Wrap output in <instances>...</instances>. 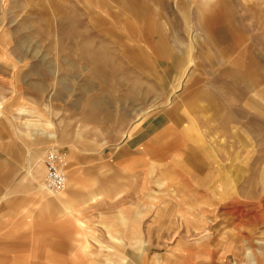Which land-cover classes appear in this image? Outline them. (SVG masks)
<instances>
[{"label":"rangeland","instance_id":"obj_1","mask_svg":"<svg viewBox=\"0 0 264 264\" xmlns=\"http://www.w3.org/2000/svg\"><path fill=\"white\" fill-rule=\"evenodd\" d=\"M101 1L0 0V264H264V247L257 244L264 241V139L250 129L264 130V85L251 90L256 102L242 104L245 116L230 124L231 132L212 134L220 126L212 119L188 139L141 150L169 126L186 80L166 104L119 99L136 78L135 91L144 93L152 77L138 70L123 82L130 69L112 33L130 48L135 34L155 55L150 15L171 11L169 18L182 21L180 33L188 38L178 5L193 0ZM245 1L264 14V3ZM92 4L115 7L104 18L107 30L95 29L86 17ZM244 24L264 69V48L255 42L262 31L264 41V27L251 18ZM133 49L144 63V50ZM225 91L233 94L230 85ZM199 104L207 107L205 100ZM222 106L227 118L238 115L232 97ZM144 114L146 132L130 138ZM30 120L51 122L54 139L29 130ZM50 149L66 161L68 188L58 195L41 188Z\"/></svg>","mask_w":264,"mask_h":264},{"label":"crops","instance_id":"obj_2","mask_svg":"<svg viewBox=\"0 0 264 264\" xmlns=\"http://www.w3.org/2000/svg\"><path fill=\"white\" fill-rule=\"evenodd\" d=\"M109 1L110 4L117 2V0ZM258 1L264 3V0ZM89 3H92V1H89ZM95 3L99 4L103 2L101 0H95ZM244 3L246 4L243 5L241 0H200L198 6L200 13L194 5V0L190 4L178 5V9L182 13L186 23L185 31L188 38H185L180 33L182 31V21L176 18L174 14L173 17L169 18L170 15L168 13H171V11L157 14L152 13L148 18V22L151 25V21H154L155 25L151 27V31H148V36H150L153 44L156 43L159 45L158 49L152 47L155 55L158 56L157 58L150 48L144 47L145 44L143 42L135 41L138 38H134L136 36L134 33V36H130L131 39L129 40L132 43V48L122 38L112 33L116 37V43L120 45L121 53L125 56L121 62L124 67L130 69L123 75V78H125L123 82L126 81V78L133 71L136 72L138 70H149L152 77L150 83L148 82L149 84L144 88V93H137L135 91L136 85L140 84L139 78H136L124 95L119 96V99L160 98V101L166 104V96L170 97L172 94L181 90L183 82L186 80V87L179 103H174V111L167 116L169 126L166 125L163 127L161 132L150 139L149 145L145 144L141 146V150L150 152L153 145H159V143H165L169 140H177L183 137L188 139L190 131L193 129H199V131L206 130L212 124V119H215L220 125L219 130L214 131L212 134L229 133L231 132L230 124L241 123V118L245 116L244 111L246 109L242 104L244 102L248 103L249 100L256 102L255 99H257L258 94L255 97L252 95L253 93L249 83L251 81V75L253 74L255 79L260 80L259 83L264 85V69L261 64L263 57L257 56L254 44H248L244 22L251 18L255 26L262 30L264 27V14L258 11L256 6H250L246 1ZM104 4L107 5L108 3ZM94 6L92 4L90 8L88 7L84 10L85 15H87L86 17L89 21L93 22L92 25L95 29L101 31L105 28L107 30L103 26L107 23V20L104 18L113 16L111 10L115 7L108 6V10L105 8L106 6L104 9L99 5ZM98 21L100 22L98 23ZM118 33H120L119 36L122 35V32ZM261 33L256 36L255 42L264 48V41L260 38ZM217 34L220 39L225 41L224 48H221L218 44L216 39ZM122 36L126 37L124 34ZM201 36L205 37L204 41L200 39ZM169 38H172L173 44L170 43ZM133 48L144 50L147 55L144 63H141L142 57L135 53ZM172 52H177V55L173 56V59L169 58ZM123 65H117V67L123 68ZM177 68L180 71L178 76ZM208 69L211 72H208ZM172 73L175 83L168 90L167 82L171 78ZM117 74L118 72L116 71ZM228 85H230L233 92L230 97L227 91H225ZM217 86H219V92L215 90ZM222 88L224 89L223 91L221 90ZM202 92H206L208 96L204 93L202 94ZM249 95H252L251 97L253 98H249ZM231 97L240 104L238 112H236L238 115L232 114V116L235 115L232 119L227 118L222 106V101L227 98L230 99ZM201 100H205V104H207L205 109L199 107ZM213 102L217 105V108L214 110ZM234 110L236 109L229 110V113ZM145 116L146 118H144L141 127L133 129L130 138H133L138 133L137 131H145L144 125L148 121L149 115L144 114ZM250 129L255 134H262L263 138L261 140L264 139V130H261L259 126L258 128L250 126ZM146 130L149 131L150 128ZM134 142L135 140L132 143L130 142V145H133ZM198 143L201 144V152H206V146L202 144L201 139ZM126 153L127 155L124 156H133V154H129V151H126ZM40 174L41 171L38 167L33 176L34 179H37ZM70 177L74 178V174L70 175ZM257 244L264 247V241L257 242Z\"/></svg>","mask_w":264,"mask_h":264},{"label":"built area","instance_id":"obj_3","mask_svg":"<svg viewBox=\"0 0 264 264\" xmlns=\"http://www.w3.org/2000/svg\"><path fill=\"white\" fill-rule=\"evenodd\" d=\"M56 149H50L44 159L45 177L43 188L52 195L64 192L68 185L66 161Z\"/></svg>","mask_w":264,"mask_h":264},{"label":"bare ground","instance_id":"obj_4","mask_svg":"<svg viewBox=\"0 0 264 264\" xmlns=\"http://www.w3.org/2000/svg\"><path fill=\"white\" fill-rule=\"evenodd\" d=\"M7 35V34H5ZM2 47V45H0V48ZM1 50V49H0ZM4 52V51H3ZM86 59V58H85ZM87 63V62H86ZM260 80L258 81V79H255V77L253 76V74L251 75V81H250V89L251 90H259L260 86H262V83H259ZM262 82V81H261ZM98 104V103H96ZM2 105V104H1ZM93 105V104H91ZM94 106V105H93ZM97 106V105H95ZM2 108H0V115H2ZM22 113H27L24 110H21ZM21 116V115H20ZM94 119V118H93ZM27 127L29 128V130H40V135L41 136H46L47 138H53L54 134L52 132V123L47 121L44 123H41L40 120H30L27 123ZM43 188V185H42Z\"/></svg>","mask_w":264,"mask_h":264}]
</instances>
